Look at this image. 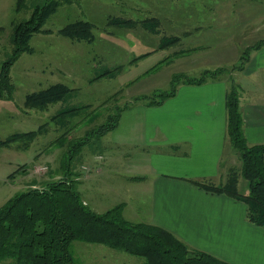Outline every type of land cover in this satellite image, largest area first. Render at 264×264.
Segmentation results:
<instances>
[{
	"label": "rangeland",
	"instance_id": "rangeland-1",
	"mask_svg": "<svg viewBox=\"0 0 264 264\" xmlns=\"http://www.w3.org/2000/svg\"><path fill=\"white\" fill-rule=\"evenodd\" d=\"M39 2L25 0V6L17 9L16 0H0V65L12 53V24L28 18ZM118 19L126 23H114ZM147 19H153L149 21L156 24V33L140 25ZM78 20L92 24L91 41H76L60 32ZM40 28L10 67L12 98L0 99V139L36 131L26 140L27 147L20 139L0 147V205L32 185L64 178L72 180L88 206L102 211L120 201L116 189L120 180H130L135 172V149L115 146L110 132L93 136L83 146L71 143L116 109L140 102L135 96L168 89L174 73L195 78L203 71L223 68L218 76L227 78L237 71L241 54L264 38V0H67ZM168 41L173 43L161 48ZM143 52L147 57L141 56ZM163 52L166 60L143 73L164 59ZM107 69L117 70L112 77L101 76ZM239 72L230 83L234 81L238 95H243L253 75ZM54 83L70 88V97L46 107L24 106L27 93ZM70 106L76 109L63 125L55 114ZM232 147L230 143L226 149ZM125 150L132 155L129 161ZM237 189L248 191L242 178ZM70 249L83 264H144L137 256L97 243L74 241Z\"/></svg>",
	"mask_w": 264,
	"mask_h": 264
},
{
	"label": "crops",
	"instance_id": "crops-1",
	"mask_svg": "<svg viewBox=\"0 0 264 264\" xmlns=\"http://www.w3.org/2000/svg\"><path fill=\"white\" fill-rule=\"evenodd\" d=\"M243 71L253 75L239 94L243 134L249 144L264 143L263 45L227 78L180 83L158 105L140 101L121 111L109 132L115 146L135 149V172L120 180L115 205L122 204L125 219L163 227L189 247L231 264H264V226L248 220L245 202L194 182L222 183L228 168L240 165L237 150L226 149L225 98L231 77ZM124 155L128 161L132 156L129 150Z\"/></svg>",
	"mask_w": 264,
	"mask_h": 264
},
{
	"label": "trees",
	"instance_id": "trees-1",
	"mask_svg": "<svg viewBox=\"0 0 264 264\" xmlns=\"http://www.w3.org/2000/svg\"><path fill=\"white\" fill-rule=\"evenodd\" d=\"M63 1L67 0H40L34 5L28 18L12 24L10 36L12 53L0 65V99L12 98L13 84L9 75L11 65L28 49L30 36L34 32L42 31L40 26L44 20ZM16 4L17 9H22L25 0H16ZM149 20L153 19L143 20L140 25L156 33V24ZM114 23L121 24L126 21L118 19ZM60 32L76 41L93 39L92 24L86 20L68 23ZM174 41H177V38ZM169 43L173 41L164 42L161 48ZM262 45L264 38L250 48L247 47L241 54L238 70L244 68L251 51L259 49ZM165 60L166 58L158 61L147 71L157 69ZM115 70H104L101 76L112 77ZM223 71V68L211 72L203 71L195 78L174 73L168 89L156 90L150 96H135L133 99L158 105L175 94L178 84H200L209 78L217 77ZM70 91L72 90L62 83L50 84L41 90L27 93L23 104L26 107H46L49 103L65 101L70 97ZM127 106L128 103L116 109L115 113L108 114L104 122L71 143V146H83L93 136L99 137L113 130L118 124L121 111ZM225 107L227 136L238 152L240 165L228 168L222 183L213 184L196 180L194 182L207 191L224 193L244 201L248 220L264 226V143L249 144L244 137L239 95L234 81H231L226 93ZM74 109L76 107L62 108L55 114L56 117L58 115L61 117L57 121H62L61 124L64 125L66 118L70 117L69 113ZM35 132L29 130L13 133L8 138L0 139V147L8 146L18 139L22 141L23 147H27L26 140L34 138ZM240 178L247 183L248 191L245 193H240L237 189ZM74 241L101 244L137 256L144 264H231L211 253L189 247L163 227L125 219L121 203L104 211H95L81 198L72 180L60 178L46 181L41 186H32L16 193L0 205V262L83 264L71 252L70 248Z\"/></svg>",
	"mask_w": 264,
	"mask_h": 264
}]
</instances>
